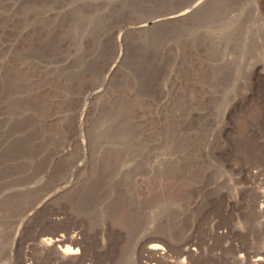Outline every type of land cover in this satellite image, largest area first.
Listing matches in <instances>:
<instances>
[{"label":"rangeland","instance_id":"obj_1","mask_svg":"<svg viewBox=\"0 0 264 264\" xmlns=\"http://www.w3.org/2000/svg\"><path fill=\"white\" fill-rule=\"evenodd\" d=\"M263 163L264 0H0V264L79 164L86 264H264Z\"/></svg>","mask_w":264,"mask_h":264},{"label":"bare ground","instance_id":"obj_2","mask_svg":"<svg viewBox=\"0 0 264 264\" xmlns=\"http://www.w3.org/2000/svg\"><path fill=\"white\" fill-rule=\"evenodd\" d=\"M187 12H180L178 14L176 13L172 17L169 16V18L165 17V18L153 20V21L147 22L145 24L138 25L137 27H135V29H148L152 26H156L157 24H160V23H163L164 21H167L168 19L180 20V19H183L186 15H188ZM119 58H120V56L118 57L117 60H119ZM113 69H114V66L109 70V72L107 74V76H108L107 78H109V76L111 77ZM81 168H82L81 164L76 165L74 167V169H73L74 179L70 180L69 182H67L63 185H61L59 190L57 191V193L55 195L58 209L63 210V206L67 205L69 212H68V214H64V215L69 216V218H74L73 221L70 224L67 223L65 225L67 228L65 230H63L64 234L53 236V237H51V236L45 237V238L41 239L39 242V244L42 247H53V248L57 249L58 254L60 255L61 259L64 261L63 264H86V256L83 255L84 243L79 238V236L82 234L81 229H83L82 227L86 225L90 231L96 230L94 225H93V223H94L93 218H90L86 215H83L79 211V207H78L79 202H80L79 201L80 197H78V193L80 192V190L82 188H81V184L79 183V180L75 177H76L77 172L79 170H81ZM262 171L264 172V165H263ZM261 198H263V196ZM261 208H262V210L264 209L263 206ZM77 220L81 221L80 224L77 223L78 222ZM170 240L173 242H176V243L178 242L177 240L175 241L174 239H170ZM152 241L155 242V238H152L150 240L151 243H152ZM141 243L140 242L136 243L135 251H134L133 256H132V262H134V263L136 262L137 249L139 248ZM150 245H151L150 250L151 249L152 250H162L163 249V247L157 243L150 244ZM260 260H261V258L254 259L255 262H258Z\"/></svg>","mask_w":264,"mask_h":264}]
</instances>
